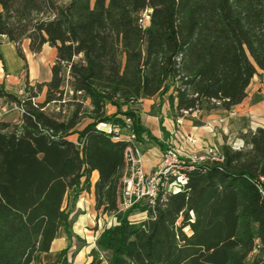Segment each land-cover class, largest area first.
I'll list each match as a JSON object with an SVG mask.
<instances>
[{
  "label": "trees",
  "instance_id": "obj_1",
  "mask_svg": "<svg viewBox=\"0 0 264 264\" xmlns=\"http://www.w3.org/2000/svg\"><path fill=\"white\" fill-rule=\"evenodd\" d=\"M0 5V37L14 42L20 57L24 39L32 52L45 43L57 50L51 79L36 83L37 91L26 84L20 121L0 120V264H30L62 229L71 236L66 196L72 190L73 204L89 191L94 170L95 209L114 213L116 223L100 231L86 264H264V127L240 132L239 148L223 144L221 161L193 164L184 187L161 194L153 209L139 203L125 211L119 203L128 143L96 127L125 116L138 143L144 133L157 142L130 107L141 98L170 91L175 115L240 103L252 77L264 74V0ZM63 69L67 85L92 109L81 112L76 104L61 119L43 108L61 99ZM43 86L44 101L33 104ZM0 97L21 103L4 88ZM107 104L114 113L106 114ZM82 116L91 121L78 128ZM135 210H147L148 218L130 219Z\"/></svg>",
  "mask_w": 264,
  "mask_h": 264
},
{
  "label": "crops",
  "instance_id": "obj_2",
  "mask_svg": "<svg viewBox=\"0 0 264 264\" xmlns=\"http://www.w3.org/2000/svg\"><path fill=\"white\" fill-rule=\"evenodd\" d=\"M59 1L67 3L70 0ZM0 41V88H4L7 92L21 98L24 94H28L25 90L26 84L33 87L36 83H45L51 79L52 67L56 61L57 54L55 47L45 43L39 52H32L29 49L28 40L24 39L20 44L24 55L22 58L19 56L14 42L9 41L4 35L0 37ZM169 92L163 95L141 98L130 105L138 115L141 124L157 140L155 142L149 139L144 133L142 136L143 140L139 144L142 152V164L146 170L155 169L160 165L162 151L168 145L180 147L182 150L199 157L202 154L200 149L201 142L216 144L221 147L225 143L238 140L240 132L264 127V74H255L246 89V95L243 100L228 110L219 107L211 109L201 108L195 114L175 115V110L171 107L168 100ZM45 94L46 86H43L34 97L36 99L41 98L42 101L45 99ZM9 104H12L13 107L7 110ZM13 104V102L6 100L4 97H0V120L20 121L21 116L17 111L13 110L15 109ZM6 110L8 112H4ZM105 110L106 114L109 115L115 112L116 108L107 104ZM177 116H182L183 118L180 125L175 122ZM88 122L90 121L85 124ZM187 134L193 135L198 143L182 142V138ZM76 136V134H73L70 137L75 140ZM97 175V171L94 170L91 174L90 190L88 192L83 190L78 194L73 209L74 213H78L76 216L77 220L71 217L72 212H70V217L73 219L72 228L70 229L72 236L69 237L62 229L52 240L50 249L46 252L36 253L30 264H64L66 260L72 264H86L89 261V252L93 245L86 240L76 247L77 242L74 240V235H78L80 230L76 226L77 223L83 226H90V222H93L97 215L98 219L100 217H110L112 222L105 224L100 229H96L95 231H98V233L104 227L116 223L114 213H103L95 209L93 184ZM69 192L73 194L72 190ZM145 217V211H137L135 215L129 216L132 220H144ZM65 248H67V251L58 262L57 258L60 251Z\"/></svg>",
  "mask_w": 264,
  "mask_h": 264
},
{
  "label": "built area",
  "instance_id": "obj_3",
  "mask_svg": "<svg viewBox=\"0 0 264 264\" xmlns=\"http://www.w3.org/2000/svg\"><path fill=\"white\" fill-rule=\"evenodd\" d=\"M150 9H145L139 22L145 27L149 23ZM21 103L15 104V108L21 113L24 108L22 103L25 97L19 98ZM35 104V97H31ZM197 110H184L182 114H195ZM233 114V112H231ZM182 116L176 117V123L182 124ZM97 129L111 135L114 140L123 139L127 141L128 146L125 150V159L127 163L126 171L123 177L119 209L125 211L141 203L153 209L158 197L166 192H177L187 183V172L193 167V164L207 161H221L223 159L221 147L216 144L200 143L202 154L198 157L182 150L180 147L168 145L163 149L161 163L155 169L146 170L142 164V152L136 140V134L133 131L132 123L129 118H123L122 122H113L108 120L98 121ZM182 142L190 144L198 143L197 139L190 134L182 138ZM242 140L230 143L233 147L239 148ZM145 219L148 218L147 210ZM191 217L193 213L190 211ZM192 220V219H190Z\"/></svg>",
  "mask_w": 264,
  "mask_h": 264
},
{
  "label": "rangeland",
  "instance_id": "obj_4",
  "mask_svg": "<svg viewBox=\"0 0 264 264\" xmlns=\"http://www.w3.org/2000/svg\"><path fill=\"white\" fill-rule=\"evenodd\" d=\"M61 75H62V77H64V86H63V88H64L63 90L64 91L60 95V98L61 99H59V101H57V102L51 101L50 103L46 104L43 109L46 112H48V113H52V114L58 115L61 119H64L65 117L69 116L70 115V112L72 111L73 107L76 104L82 105L81 106V112L82 111H85V110H91L92 109V105L90 104V101L87 100V98H85L82 94L75 93L72 90V88L69 85H67L66 80H68L70 78L67 69H63ZM33 88H34L33 89L34 91H37L36 86H33ZM28 95L29 94H24V96H22V98L23 97L26 98ZM35 101L36 102H40L41 101V98H37V99L35 98ZM43 101L44 100H42L41 102H43ZM13 105H15V103ZM12 107H13L12 104L11 105L9 104V106L7 107V110H9ZM122 109L125 110L126 107L123 106ZM7 110L4 111V112H8ZM13 110L14 111H17L19 113V115L21 116V112L19 110H17L16 108L13 109ZM124 117L125 116H122V119ZM0 118H1V116H0ZM87 121H91V118L86 117V116H82V118H80V122H79V124H78L77 127L78 128H82ZM8 122L15 123L13 121H8ZM139 144L140 143H138V145ZM227 144H230V143H227ZM140 148H141V146H140ZM69 193L66 196L65 206L67 208H69L70 211L72 212L71 213V217H73L74 219L77 220L76 216H77L78 213H74V211H73L74 205H75V203L72 204V197H73L72 195L73 194L71 192H69ZM70 205H71V207H70ZM137 211L138 210L132 211L131 214H130V216L131 215H135V213ZM106 218L100 217V219H98V215H97L95 217V219H93V222H90V226H86V225L83 226V225L77 223L76 226H77V228L80 229L79 232H78L79 233L78 235H80V236L74 235V240H75V242H77L76 247L79 244H82L86 240H88L91 245L95 246L96 245V239H97V237L99 235L98 231H95V230L96 229H100L105 224H108V223H111L112 222V219L110 217L106 216ZM183 230H184L185 233L190 234V228L188 226H185L183 228Z\"/></svg>",
  "mask_w": 264,
  "mask_h": 264
}]
</instances>
